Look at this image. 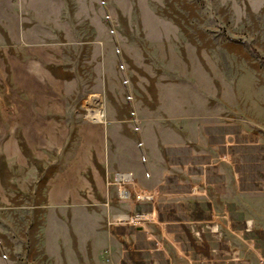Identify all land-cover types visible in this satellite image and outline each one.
Wrapping results in <instances>:
<instances>
[{
	"label": "rangeland",
	"instance_id": "1",
	"mask_svg": "<svg viewBox=\"0 0 264 264\" xmlns=\"http://www.w3.org/2000/svg\"><path fill=\"white\" fill-rule=\"evenodd\" d=\"M36 58L68 122L104 112L137 163L91 201L9 184L40 180L3 159ZM0 264H264V0H0Z\"/></svg>",
	"mask_w": 264,
	"mask_h": 264
},
{
	"label": "crops",
	"instance_id": "2",
	"mask_svg": "<svg viewBox=\"0 0 264 264\" xmlns=\"http://www.w3.org/2000/svg\"><path fill=\"white\" fill-rule=\"evenodd\" d=\"M40 59L20 62L27 77L33 79V84L20 88L27 98L18 101L13 115L3 118L8 126L5 128L8 134L4 136L3 159L15 160L16 165H21L28 149L34 162L42 163L38 175L40 180L37 177L32 179L28 174L16 180L15 174L11 173L9 184L22 191H28L26 186H30L31 192L34 186H42L44 201L49 208L91 201L93 196L99 197L105 192L106 178L122 171H132L137 163L134 161L133 167L117 165L108 142L109 130L103 119L104 112L92 114L85 120L76 119L72 124L68 122L66 103L50 84V80H54L49 73V64ZM38 88L43 90L39 92ZM48 152L54 154L52 162L46 166L47 155L44 154ZM131 180L126 181L130 183Z\"/></svg>",
	"mask_w": 264,
	"mask_h": 264
},
{
	"label": "built area",
	"instance_id": "3",
	"mask_svg": "<svg viewBox=\"0 0 264 264\" xmlns=\"http://www.w3.org/2000/svg\"><path fill=\"white\" fill-rule=\"evenodd\" d=\"M120 177L122 179L127 180V179H131L132 178V174L131 173H122V174H120ZM120 190H121V193H127L126 186H123ZM139 216H141L140 218H138L140 220L147 219V216H145V215H139Z\"/></svg>",
	"mask_w": 264,
	"mask_h": 264
},
{
	"label": "bare ground",
	"instance_id": "4",
	"mask_svg": "<svg viewBox=\"0 0 264 264\" xmlns=\"http://www.w3.org/2000/svg\"><path fill=\"white\" fill-rule=\"evenodd\" d=\"M141 216H137V218H140Z\"/></svg>",
	"mask_w": 264,
	"mask_h": 264
}]
</instances>
